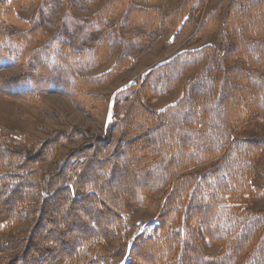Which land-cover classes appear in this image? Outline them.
I'll use <instances>...</instances> for the list:
<instances>
[{
  "label": "trees",
  "instance_id": "1",
  "mask_svg": "<svg viewBox=\"0 0 264 264\" xmlns=\"http://www.w3.org/2000/svg\"><path fill=\"white\" fill-rule=\"evenodd\" d=\"M33 1L0 0V23L19 31L0 29V67L20 70L0 76V96L47 111L40 95L57 94L94 115L103 98L89 92L104 87L111 71L86 73L105 61L108 41L75 52L56 36L46 39L38 22L19 17ZM162 1L112 0L102 15L125 11L127 28L152 31ZM225 1L218 45L182 50L151 68L125 118L100 135L61 124L32 153L0 136V264H109L125 257L126 264H264V212L247 205L264 196V171L252 166L264 139L235 137L264 121V0ZM201 2L184 0L168 20L179 36ZM218 20L215 12L198 35ZM193 72L181 96L159 113L143 105ZM54 162L55 171L41 169ZM158 194L153 232L129 244L125 214ZM203 238L218 247L216 255L204 254Z\"/></svg>",
  "mask_w": 264,
  "mask_h": 264
},
{
  "label": "rangeland",
  "instance_id": "2",
  "mask_svg": "<svg viewBox=\"0 0 264 264\" xmlns=\"http://www.w3.org/2000/svg\"><path fill=\"white\" fill-rule=\"evenodd\" d=\"M112 0H34L33 4L23 10L19 17L25 21L34 20L39 23L45 38L53 36L67 43L75 52H87L103 40L108 41L109 51L103 63L87 71V75H100L111 71L108 83L95 91L93 96L103 98V106L92 116L77 109L66 98L57 94H41V101L47 105V111L9 97L0 96V136L13 148L32 153L54 131L62 130L61 124H69L85 131L88 135H100L112 122L122 121L136 97H139L140 83L144 75L155 65L171 58L182 50L198 49L206 44L218 45L222 34L221 24L227 2L223 0H202L197 9L188 13L189 31L178 35V29L167 23L172 15H177L184 0H163L155 7L160 11L161 23L155 30L149 31L141 26L127 28L124 25V13L107 19L103 10ZM229 1V0H228ZM223 2L220 7V3ZM133 4L143 6L138 1ZM220 7V9H219ZM218 12L219 20L214 30L198 35L200 27L208 18ZM0 29L5 34H16L19 31L4 26ZM19 69L4 64L0 67V76H15ZM195 73L182 79L179 87L168 93L157 96L143 105L154 114L165 106L175 102L182 94L185 85ZM135 85V86H132ZM49 109V110H48ZM237 138L249 140L264 139V121H254L235 134ZM72 145L59 152L61 159L69 151L76 148ZM253 170L260 174L264 171V151L259 159L253 162ZM206 166L198 169L205 168ZM44 171H55V162L42 165ZM261 180L253 185L260 186ZM160 194L154 196L146 206L132 205L125 214L127 242L138 235L153 232V224ZM254 212H264V196L255 197L247 204ZM0 240L4 237L0 235ZM121 241L108 246L115 249ZM202 248L207 256L218 253V247L203 238ZM127 258L110 261L109 264H126Z\"/></svg>",
  "mask_w": 264,
  "mask_h": 264
},
{
  "label": "bare ground",
  "instance_id": "3",
  "mask_svg": "<svg viewBox=\"0 0 264 264\" xmlns=\"http://www.w3.org/2000/svg\"><path fill=\"white\" fill-rule=\"evenodd\" d=\"M127 262H128V258H127ZM127 262H126V263H127Z\"/></svg>",
  "mask_w": 264,
  "mask_h": 264
}]
</instances>
